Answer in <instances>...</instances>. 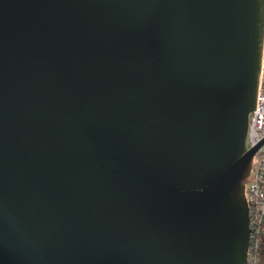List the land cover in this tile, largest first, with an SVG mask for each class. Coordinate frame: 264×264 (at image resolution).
I'll use <instances>...</instances> for the list:
<instances>
[{"label":"water","instance_id":"95a60500","mask_svg":"<svg viewBox=\"0 0 264 264\" xmlns=\"http://www.w3.org/2000/svg\"><path fill=\"white\" fill-rule=\"evenodd\" d=\"M264 0H0V264H247Z\"/></svg>","mask_w":264,"mask_h":264},{"label":"built area","instance_id":"2783aa9c","mask_svg":"<svg viewBox=\"0 0 264 264\" xmlns=\"http://www.w3.org/2000/svg\"><path fill=\"white\" fill-rule=\"evenodd\" d=\"M246 149L256 148L249 177L244 181L248 211L247 264H259L261 237L264 234V21L259 78L253 111L249 114Z\"/></svg>","mask_w":264,"mask_h":264},{"label":"trees","instance_id":"16d2710c","mask_svg":"<svg viewBox=\"0 0 264 264\" xmlns=\"http://www.w3.org/2000/svg\"><path fill=\"white\" fill-rule=\"evenodd\" d=\"M259 264H264V234L261 237V244L259 250Z\"/></svg>","mask_w":264,"mask_h":264}]
</instances>
